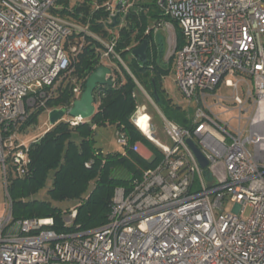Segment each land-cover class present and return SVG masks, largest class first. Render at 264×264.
Here are the masks:
<instances>
[{
    "label": "built area",
    "instance_id": "1",
    "mask_svg": "<svg viewBox=\"0 0 264 264\" xmlns=\"http://www.w3.org/2000/svg\"><path fill=\"white\" fill-rule=\"evenodd\" d=\"M57 1L0 0V171L6 188L0 264H264V0H158L166 14L158 26L169 33V50L175 49L167 57L176 58L178 86L194 106L190 126L165 118L170 146L157 140L149 116L147 131L141 116L134 119L163 157L129 188L115 190L106 224L58 231L53 218L13 215L10 178L30 174L37 140L27 144L18 132L27 130L32 113L50 107L86 36L104 46L102 65L111 67L103 59L115 54L114 39L104 41L56 14ZM117 1L101 6L109 12L107 23L117 5L124 19L129 0ZM223 82L234 89L232 96L218 94ZM72 83L79 98L83 81ZM218 107L223 111L215 112ZM235 110L238 126L221 118ZM64 119L72 126L84 121ZM189 139L207 158L205 168ZM118 140L126 143L123 132ZM227 201L234 211L224 212ZM64 212L69 225L77 209Z\"/></svg>",
    "mask_w": 264,
    "mask_h": 264
},
{
    "label": "trees",
    "instance_id": "2",
    "mask_svg": "<svg viewBox=\"0 0 264 264\" xmlns=\"http://www.w3.org/2000/svg\"><path fill=\"white\" fill-rule=\"evenodd\" d=\"M107 0H84L72 6L69 0H58L54 12L77 24L88 26L90 32L103 40H115L114 51L125 61L124 55L133 51L144 40L150 42L146 61L133 56L126 63L127 69L118 63L113 72V86H101L95 91L96 112L90 121L72 126L65 119L51 126L40 138L31 144V171L25 177H11L9 192L13 201V215L16 218H53L58 231H89L108 222L115 190L129 188L132 180L148 169L155 167L162 159L161 149L149 140L134 124L133 114L138 106L134 95L137 83L152 94L163 107L164 115L171 121L189 127L190 120L182 107L174 104L163 87V76L168 68L162 57L157 59L156 44L145 29L163 17L158 0H129L127 11L118 34L107 27L109 12L101 6ZM98 3L99 8L94 3ZM82 33H75L79 39ZM178 47L183 44L182 33L177 29ZM76 38H72L75 41ZM153 43V44H152ZM104 46L91 36H86L82 51L73 62L71 74L62 75L55 92L48 101L54 108L70 106L77 96L73 91V78L83 81L101 62ZM151 51L153 52L151 54ZM162 61V62H161ZM156 103V102H155ZM32 113L26 124L33 123L38 113ZM114 125L127 138L124 151H104L96 145V128ZM96 126V128H93ZM137 141L143 142L153 152L152 160L144 159L134 149ZM124 167L131 174L129 179L112 176L114 168ZM52 174V185L48 189L51 199L77 200V213L72 223L66 225L62 209L51 200L29 199L37 193ZM67 227V228H66Z\"/></svg>",
    "mask_w": 264,
    "mask_h": 264
},
{
    "label": "rangeland",
    "instance_id": "3",
    "mask_svg": "<svg viewBox=\"0 0 264 264\" xmlns=\"http://www.w3.org/2000/svg\"><path fill=\"white\" fill-rule=\"evenodd\" d=\"M84 0H69L70 5L72 6L76 2H82ZM111 1L114 5L117 4V0H107ZM132 2V1H131ZM131 2H129L131 4ZM95 7H97L98 3H94ZM159 5V3H158ZM160 6V5H159ZM161 10L163 11L162 7L160 6ZM63 17V16H61ZM166 14L163 11V17L160 19L154 21L151 25L147 26L145 29V33L152 35V42L156 44V53H157V59H160L162 57L163 62H165L166 67L168 68V73L163 76L162 82H163V87L165 88L169 98H171L172 102L180 107L186 112L187 116L191 115V113L194 112V106L193 104H189L188 99L183 95L182 91L180 90L177 80H176V75H175V60L176 58L174 56H169L167 57L168 52H173L174 46L171 45V49L169 50V43H168V37L169 33L163 29L161 26H158L160 20L162 18H165ZM71 22L73 20L63 17ZM81 25V24H79ZM82 26V25H81ZM111 32L118 34V28H115V30H111ZM104 41H107L104 39ZM152 43V44H153ZM150 44V42H149ZM169 50V51H168ZM115 52V51H114ZM153 52L151 51V54ZM133 53L129 52L126 53L123 57L125 61L121 58V56L115 52V54H110L109 57H105L103 59L104 64H111L114 68L116 69L118 67V63L120 62L125 69H127L126 63L131 62L133 58ZM126 62V63H125ZM162 62V61H161ZM246 88V85H240L239 86V91L240 94L242 95L243 93V88ZM140 90V94L138 95V91ZM234 89L232 87H229L226 82H223L217 92L221 96H232L233 95ZM137 99H138V106L133 114V118L135 119L138 116H143L144 114H150L152 117L151 120V125H152V132L157 138L159 142H161L164 145H170L172 146V141L170 137L168 136L166 132V122L164 118V113H163V107L162 105L155 101L154 98L152 97V94L144 90L143 88L140 87V85L137 83V89L135 91ZM212 101V100H211ZM156 102V103H155ZM145 106V108H143ZM191 110H190V108ZM55 109L54 107H47L43 109L40 113L37 114L35 120L33 123L26 124L27 125V130H21L18 132V137L20 138L21 141L26 142L27 144H31L34 140L40 138L50 127V121H49V113L51 110ZM222 108H216L215 112H222ZM148 116V115H147ZM238 117V111H229V112H223L221 114V118L223 120H229L231 119V124L233 126H238V119L237 118H232V117ZM68 116H65L67 118ZM166 117V116H165ZM166 119H168L166 117ZM91 118L85 119V121H90ZM245 121H243L244 125ZM135 126L138 127V129L143 133V130L141 129L140 126H138L134 120ZM144 134V133H143ZM145 135V134H144ZM146 136V135H145ZM96 145L101 147L104 151H124L125 147L124 144L120 143L118 140V130L116 126L114 125H101L98 127L96 130ZM131 178V175H130ZM11 180V178H10ZM52 185V174L49 176L48 180L46 181V184L34 195H31L28 197L29 199L32 198H37V199H46V200H51L54 205L62 208V209H70L74 208L77 205V200H61V201H56L51 199V197L48 194V189ZM5 199H6V188L4 185V178L1 174L0 171V210L3 208L5 204ZM235 209V204L227 201L224 204V212H231L234 211ZM250 212V208L247 209L246 215H248ZM62 216H66V218H69V213H62Z\"/></svg>",
    "mask_w": 264,
    "mask_h": 264
},
{
    "label": "water",
    "instance_id": "4",
    "mask_svg": "<svg viewBox=\"0 0 264 264\" xmlns=\"http://www.w3.org/2000/svg\"><path fill=\"white\" fill-rule=\"evenodd\" d=\"M116 13L110 17L111 22L107 23V27L110 29L118 28L122 25V6H116ZM149 49V41L144 40L139 46L133 49V55L137 56L139 60L146 61L147 52ZM113 69L107 65H100L94 70L87 78L84 91L81 96L77 98L73 105L67 108H55L49 113V121L51 126L56 125L60 121L64 120L65 116L82 117L84 120L92 118L96 112V98L95 91L100 86H113L112 80ZM188 144L192 148L194 154L198 158L201 166L205 168L208 165V160L197 147V145L189 139Z\"/></svg>",
    "mask_w": 264,
    "mask_h": 264
},
{
    "label": "crops",
    "instance_id": "5",
    "mask_svg": "<svg viewBox=\"0 0 264 264\" xmlns=\"http://www.w3.org/2000/svg\"><path fill=\"white\" fill-rule=\"evenodd\" d=\"M111 66V65H110ZM111 68L113 69V72H114V68L113 66H111ZM141 87V86H140ZM143 88V87H141ZM140 90L138 91V95L140 94ZM145 108V106L143 107ZM150 119L152 120V117L151 115L148 113L147 114ZM164 118H166L164 116ZM169 120V119H168ZM93 128H96V126H93ZM98 129V127L96 128V130ZM134 149L135 151H137L144 159L146 160H152L153 157H154V154L153 152L147 147V145H145L143 142L141 141H137L135 144H134ZM130 173L129 171L124 168V167H117V168H114L113 171H112V176L113 177H116V178H121V179H129L130 178Z\"/></svg>",
    "mask_w": 264,
    "mask_h": 264
},
{
    "label": "bare ground",
    "instance_id": "6",
    "mask_svg": "<svg viewBox=\"0 0 264 264\" xmlns=\"http://www.w3.org/2000/svg\"><path fill=\"white\" fill-rule=\"evenodd\" d=\"M147 119H148V116L147 114H145L144 116H141L140 121H139L141 127L146 131H147V123H146Z\"/></svg>",
    "mask_w": 264,
    "mask_h": 264
}]
</instances>
